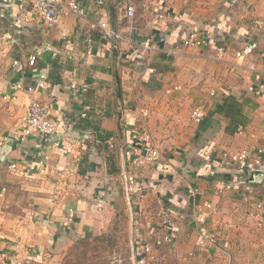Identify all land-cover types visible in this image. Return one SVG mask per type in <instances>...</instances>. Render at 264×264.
<instances>
[{
    "label": "crops",
    "instance_id": "1",
    "mask_svg": "<svg viewBox=\"0 0 264 264\" xmlns=\"http://www.w3.org/2000/svg\"><path fill=\"white\" fill-rule=\"evenodd\" d=\"M77 1L87 9L86 19L68 15L52 28L0 20V137L18 132L31 100L50 105L53 119H83L65 130L70 154L37 135L22 147L14 142L0 148V264L2 253L12 264L47 259L106 226L130 199L133 239L153 246L140 262L161 255L170 264H264V223L258 225L264 162L254 169L230 158L264 148V0ZM127 4L134 6L132 19ZM92 20L107 22L124 40L114 48L88 28ZM187 27L204 34L206 45L182 46ZM145 37L152 48L142 46ZM248 41L257 49L235 58ZM32 53L35 70L26 64ZM36 76L45 82L43 90L12 88L20 78L33 85ZM70 82L87 88L76 92ZM227 96L241 105V133L214 111ZM196 107L204 110L199 122L188 117ZM145 133L159 158L134 170L144 196H128L124 175L131 171L132 147ZM223 153L229 156L222 159ZM42 156L46 163L39 165ZM190 187L195 195L188 194ZM69 213L73 219L63 225ZM165 216L180 227L170 242L161 240Z\"/></svg>",
    "mask_w": 264,
    "mask_h": 264
},
{
    "label": "built area",
    "instance_id": "2",
    "mask_svg": "<svg viewBox=\"0 0 264 264\" xmlns=\"http://www.w3.org/2000/svg\"><path fill=\"white\" fill-rule=\"evenodd\" d=\"M126 16L130 19L134 17L135 9L132 4L125 6ZM68 15H74L79 18L86 19L87 9L81 5L77 0H0V20L11 18L14 25H38L46 28L54 27L63 17ZM88 28L93 31H97L100 34L102 40H108L111 42L114 48L124 40V37L120 32L113 30L110 25L101 20L88 21ZM67 35L63 34V38H67ZM85 42L87 43V53H91L92 49V36L90 34L85 36ZM207 37L193 29L187 27L184 35L180 38V44L186 47H202L206 45ZM67 46V44H66ZM65 46V48H66ZM144 48H152V42L149 37H145L142 41ZM257 49V43L255 41H248L235 52V58L240 60L245 59L253 54ZM171 54H177L178 51L169 50ZM218 54H223V48L217 49ZM17 63L16 60L13 61ZM27 66L35 70L37 64V54L32 53L27 56ZM249 69L255 70V64L250 63ZM16 91L32 92L38 89L43 90L45 88V82L42 78H35L33 85H26L23 78H20L13 87ZM70 89L77 91H85L87 85L85 83L78 85L75 82H70ZM8 97V98H7ZM4 99H12L14 95L7 94L2 95ZM52 107L38 100H31L25 110V113L20 121L18 132L14 134H6L0 137V148L6 144L17 142L20 147L22 144L34 135H37L43 144L52 145L55 148H63V150L70 154L73 151L72 145L65 137V130L69 128L73 120L67 117L53 119ZM85 113H81L80 116L84 117ZM204 116V110L202 107H196L190 113V117L193 121L199 122ZM68 124H67V123ZM237 132H242V126L237 128ZM45 142V143H44ZM134 153L130 158L131 168L133 171L124 175L125 191L127 195L137 193L139 197H143L144 194L141 190V182L137 179L135 171L146 168L148 165H154L159 158V151L156 146L150 143V137L146 133L141 136L139 141L133 145ZM228 153H223L222 159L227 158ZM234 162H238L239 165L253 167L254 169L262 165L264 162V148H254L250 150H240L231 155L230 157ZM39 165L46 163V156H42L41 159L36 161ZM16 163H10L9 169H15ZM197 189L194 187L188 188L189 195H195ZM258 208L263 210L262 205H258ZM73 219V214L69 213L63 225H68ZM199 222L204 221L203 216L197 218ZM264 223V217L260 214L258 218V225ZM163 224L166 227V231L161 237V240L165 242L172 241L173 237L179 232L180 227L171 218L165 216ZM204 241L212 242L211 238H204ZM203 239L199 241V244L204 243ZM152 244L146 240H136L135 250L136 255L141 260L145 255H149L152 251Z\"/></svg>",
    "mask_w": 264,
    "mask_h": 264
},
{
    "label": "rangeland",
    "instance_id": "3",
    "mask_svg": "<svg viewBox=\"0 0 264 264\" xmlns=\"http://www.w3.org/2000/svg\"><path fill=\"white\" fill-rule=\"evenodd\" d=\"M188 117L191 119L190 113ZM129 202L127 207L122 204L123 207L115 209L106 226L72 239L49 258H23L14 264H170L167 259H161V255L159 260H147L145 257L138 261L134 249L136 240L133 239L131 199ZM4 255L1 254L3 264H12L5 261Z\"/></svg>",
    "mask_w": 264,
    "mask_h": 264
},
{
    "label": "trees",
    "instance_id": "4",
    "mask_svg": "<svg viewBox=\"0 0 264 264\" xmlns=\"http://www.w3.org/2000/svg\"><path fill=\"white\" fill-rule=\"evenodd\" d=\"M214 111L216 113H221V114L225 115L226 117H228L230 119V122H232V124H233L234 130L236 128H238V126L243 125L244 118H243V115L241 112V105L232 96H227L220 103H217L215 105ZM82 120L83 119L77 120L76 123H74L75 126H77L79 124V121L81 122ZM78 126H80V125H78ZM95 130L97 132V128H95ZM98 136H100V135L98 134ZM137 259H138V257H137Z\"/></svg>",
    "mask_w": 264,
    "mask_h": 264
},
{
    "label": "water",
    "instance_id": "5",
    "mask_svg": "<svg viewBox=\"0 0 264 264\" xmlns=\"http://www.w3.org/2000/svg\"><path fill=\"white\" fill-rule=\"evenodd\" d=\"M258 171H254L252 174H256Z\"/></svg>",
    "mask_w": 264,
    "mask_h": 264
}]
</instances>
